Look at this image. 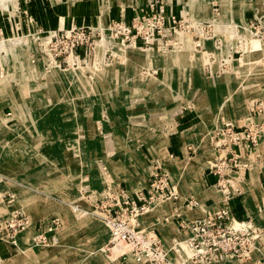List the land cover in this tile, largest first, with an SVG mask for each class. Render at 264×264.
I'll list each match as a JSON object with an SVG mask.
<instances>
[{
  "label": "rangeland",
  "instance_id": "374dc122",
  "mask_svg": "<svg viewBox=\"0 0 264 264\" xmlns=\"http://www.w3.org/2000/svg\"><path fill=\"white\" fill-rule=\"evenodd\" d=\"M127 11L134 13L128 20ZM234 12L237 22L233 21ZM161 13L166 19L174 17L177 20L174 24L177 31H173L168 25L167 32L161 31L166 36L160 37L159 33L155 32L153 43L146 42L143 37L127 36V33L119 28V25L131 26L132 19L138 14L145 16L146 21H149L154 15ZM249 13L251 18L245 23L242 20L245 14ZM255 17L264 18L262 0H0V204H9L16 198L14 192L4 188L7 178L4 177L3 169L6 168L7 163L11 164L12 158L20 156V149L26 146L28 140L39 138L48 141L57 138L61 143L62 154L67 156L70 153L74 156L81 152L80 142L86 135L92 137L97 147L100 143L109 142V152H115L121 143L122 128L133 123L143 125L153 121L159 129L163 125L162 122L170 118L168 121L173 122L174 135H176L194 125L200 126V115L196 109L198 106H204V100L209 98L207 89L213 88L212 86L218 89L217 83L220 82H224L221 88L227 94L234 92L230 90L234 89V86L240 90L237 91V96L226 97V101L248 100L253 103L252 109L247 105V108H250V116L259 114L261 111L256 108L260 104L259 107L262 109V101L256 94H249L255 92L257 85L249 86L251 80L244 77L243 73L219 70L216 73L208 72L207 79L204 76L206 70L204 64L209 53L218 57L223 56L227 60L241 58L243 54L245 56L246 53L254 50L248 49L249 40L258 50L263 48V44L255 40L256 38L250 39L246 29V25ZM219 18L222 25L216 21ZM233 26L243 28L246 36L241 37L247 39L238 43L237 38L240 36L235 37V31L232 32ZM56 32L60 36L68 32L72 35L83 33L85 37L88 36V40L85 42L83 39L81 42L78 39L79 43L71 52L68 49L71 44L69 39L64 40L65 37L51 39ZM205 40L213 42L214 51L203 47ZM156 54H161L166 59L170 56L173 63L169 66L160 63L163 60L156 62L154 60ZM195 54H198L200 61H198L199 65L198 62L192 64V68L198 67L205 81L194 79L195 75L189 77L192 73L187 72L185 65L182 64L186 58H192ZM227 64L223 62V70L226 69ZM239 67L238 64L235 69ZM192 68L190 66V69ZM261 70L260 72H263ZM164 74L172 80V91L167 88L169 92L171 91V99L169 92L163 90L167 87V81L162 80ZM216 74L220 76L217 77ZM186 85L187 89L184 87ZM28 90H32L31 95L27 93ZM42 101H46L48 105H43ZM90 101H92V109L90 112H85V102L90 103ZM53 104L64 107L65 111L60 114L68 119L76 116L79 121L85 115L92 116L91 127L61 128L54 119L59 117V112ZM242 108L246 109L244 106ZM182 114L188 115L189 120L181 121L184 118ZM244 114L243 110L237 113L239 117H243ZM205 115L209 121L208 125L211 126L207 130V136L212 137L217 155L218 150L213 137L219 127L214 128L221 123L218 124V119L212 120V113ZM226 122L233 124L234 121L226 119L223 124ZM45 148L47 149V146ZM7 151L9 162L5 157ZM188 151L190 158L187 160L194 154L193 147ZM11 152H14V155H11ZM167 156L170 159L175 157L171 156V152H168ZM163 159L152 157L149 160L136 162L140 163L141 172L148 176L147 187L130 191L132 198L135 199L139 193L147 198L153 181L152 176L156 172L167 174L172 194L170 198L178 197L177 188L171 181ZM215 159L216 156L212 161L207 162V171L212 175L214 174L211 164ZM67 161L69 163V160ZM67 161L65 165L68 164ZM61 162L64 160L60 161V164ZM94 163L101 171L102 178L111 179L110 173L115 160L108 162L95 160ZM94 191L96 194L101 192L92 189L79 193L87 202L86 207L81 206L84 211L93 209L90 194ZM233 197L228 201L225 200L222 206L226 205L229 208V202ZM165 200V198L157 200L148 210ZM142 201L147 205V202ZM187 203L191 206L197 204L193 197H189ZM68 204L72 212L79 217L89 216L99 219L90 212L74 211V206H79L75 200ZM15 214L19 218L24 216L28 224V217L21 209L0 216V240H12L27 225L16 230L5 228V220ZM52 219L57 218L50 217V222ZM103 225L110 235L109 227L105 223ZM34 236L32 244L36 246L47 248L57 245V243L37 244ZM107 247L110 246L107 244L104 247L105 254L109 252Z\"/></svg>",
  "mask_w": 264,
  "mask_h": 264
},
{
  "label": "crops",
  "instance_id": "0c3cea01",
  "mask_svg": "<svg viewBox=\"0 0 264 264\" xmlns=\"http://www.w3.org/2000/svg\"><path fill=\"white\" fill-rule=\"evenodd\" d=\"M262 5H264V0H262ZM133 15V12L127 11V20ZM232 16L233 21L237 22L235 12ZM250 18L251 13L245 14L242 21L246 23ZM216 21L221 23L220 18ZM233 27L232 32L235 31L236 38L246 36L243 28ZM247 44H249V50L251 48L254 50L246 53L245 56L243 54L241 58L227 60L223 56L218 57L209 53L206 60L204 58L206 68L204 76L206 78L208 72L216 73L219 70L243 73L244 77L251 80H249V86L257 85L255 92L249 94H256L261 99L263 107L259 114L250 116V108L248 109L247 105L252 109L253 103L248 100L226 101V97L237 96V91L240 90L234 86V89H230L234 92L227 94L221 88L224 82H220L217 83L218 89L215 86L207 89L209 98L204 100V106H198L196 109L200 115V126L194 125L176 135H174L173 122L168 121L170 118L165 119L159 129L153 121L143 125L133 123L128 127L123 126V131L120 133L121 143L115 152H109V142L100 143L97 147L92 137L86 135L85 139L80 142L81 152L74 156L70 153L67 156L62 154L61 143L57 138L48 141L39 138L28 140L25 143L26 146L20 149V156L12 158L11 164L7 163L6 168L3 169L4 177L7 178L4 188L14 192L16 198L9 204H0V216L21 209L28 217V224L12 240H0V264H122V262L137 264L131 256L125 259L122 257L121 253L127 247H115L105 254L104 247L108 244L109 232L102 221L94 217L77 216L70 209L68 202L75 200L79 206L86 207L87 202L80 196V192L92 189L100 191L108 186H120L128 192L137 188H146L148 176L141 172L140 163L136 162L149 160L152 157L164 158L171 181L177 188L178 197L166 199L152 209L139 214L135 220L136 229L158 238L166 248L170 247L173 240L181 242L179 254L170 250L169 256L176 264H196L190 261L191 251L183 242L189 232L180 227V222L203 217L214 212L224 202V194L215 186L214 175L207 171L208 160L212 161L216 156L212 137L207 136V130L211 127L205 115L207 113H212V120L218 119V124L221 123L214 129L222 126L223 121L227 119L234 121L233 125L236 127H241L243 123L250 121L261 126L263 130L257 146V157L248 154L244 148L235 149L240 159L249 163V167L243 172L242 192L229 202L230 212L236 219L248 220L261 231V241L258 247L250 251L249 258L226 257L214 260L210 264H264V45L258 50L251 40ZM203 47L214 51L213 42L209 40L203 42ZM156 57L154 60L159 62ZM168 57V60L163 57V62L160 63L170 66L173 62L170 56ZM198 61H200L198 54H195L192 58H186L182 64L187 68H185L187 72L192 73L189 77L195 75L194 79L205 81L207 78H202L201 72L198 71L200 69L194 66V69L192 68V64ZM223 62L228 63L224 70L222 69ZM238 64L240 67L235 69ZM260 69L263 72H260ZM218 75L215 76L219 77ZM162 80L167 81V87L163 90L169 92L167 88H170L172 91L171 78L164 74ZM184 87L187 89V85ZM171 91L169 92L170 99ZM31 92L32 90L27 91L29 95ZM192 101L194 102L193 98ZM42 102L43 105H48L46 101ZM243 106L246 109L242 108ZM54 108L59 112V117L54 119L61 128L66 126L71 129L91 127L92 116L85 115L79 121L76 116L68 119L60 114L65 111L64 107L54 105ZM91 109L92 101L85 102V112H90ZM242 110L245 114L239 117L237 113ZM73 111L75 112V108ZM182 117H184L181 120L183 122L190 118L186 114H182ZM83 120L84 122H81ZM181 121L178 123L180 124ZM190 147H193L194 154L191 159L187 160L190 158L188 151ZM8 151L5 157L9 162ZM168 152L175 157L167 158ZM13 153L11 155H14ZM62 160L64 162L60 164ZM95 160L106 162L115 160L110 173L111 179L103 177L104 180L101 177L103 175L94 163ZM66 161L67 165H65ZM189 197L195 198L197 203L195 206L187 203ZM135 199L138 200L137 197ZM52 216L57 218V225L51 224L50 217ZM38 232L57 236V245L42 248L32 244V237ZM181 257L184 258V262Z\"/></svg>",
  "mask_w": 264,
  "mask_h": 264
},
{
  "label": "built area",
  "instance_id": "2783aa9c",
  "mask_svg": "<svg viewBox=\"0 0 264 264\" xmlns=\"http://www.w3.org/2000/svg\"><path fill=\"white\" fill-rule=\"evenodd\" d=\"M143 15H137L132 19L131 26L119 25L122 32L127 36L143 37L146 42H152L155 39V32L159 36H166L161 31L167 32L168 25L177 31L174 24L177 20L172 17L166 19L161 14L154 15L149 21H146ZM149 24V25H147ZM250 39H255L264 45V18L255 17L246 25ZM169 31H171L169 29ZM73 32V30H72ZM161 33V34H160ZM162 35V36H161ZM65 37V38H63ZM63 38L69 39V51L84 39L88 40L83 33L68 32L64 35L57 32L52 35L53 40ZM238 43L247 39V37H238ZM159 43L161 40L158 41ZM55 43V42H54ZM151 43V44H152ZM67 44V43H66ZM56 55V54H55ZM260 105V104H259ZM256 108L261 111V107ZM254 109V108H253ZM262 128L252 122H247L241 127H236L230 122L220 126L213 137L214 144L218 150L216 159L211 164L212 173L216 176V186L224 194V201L231 197L239 195L242 192L243 172L249 167L248 162L240 159L236 148H244L248 154L254 157L258 156L257 146L262 136ZM153 181L149 187V195L145 198L140 194L138 200L131 197L129 192L120 187L114 186L101 190L100 193L91 192L90 201L92 202L91 211H84L81 206L75 205L74 211L82 213L90 212L95 214L110 229L109 241L107 247L109 250L116 246L127 247L121 253L122 257L131 256L138 262L148 264H176L169 256L170 250L179 254L181 251V242L173 240L170 247L166 248L157 238L136 229V217L144 211H147L157 200L167 199L172 196L167 174H153ZM89 197V196H88ZM144 200L147 205L143 203ZM82 210V211H81ZM27 224V219L21 218L15 214L12 218L5 220V228L16 230ZM52 225H57L58 220L52 219ZM181 227L186 229L189 234L183 241L190 249V261L196 264H210L214 260L233 257L237 259L249 258L250 251L258 247L261 241V231L255 228L250 222L236 219L230 209L223 205L213 214H208L202 218L182 222ZM37 244L49 245L57 243L54 235H47L45 232H38L34 236ZM184 258L181 257V260ZM124 264V262H122Z\"/></svg>",
  "mask_w": 264,
  "mask_h": 264
},
{
  "label": "bare ground",
  "instance_id": "6f19581e",
  "mask_svg": "<svg viewBox=\"0 0 264 264\" xmlns=\"http://www.w3.org/2000/svg\"><path fill=\"white\" fill-rule=\"evenodd\" d=\"M138 53V52H137ZM146 56V55H145ZM158 58H156L158 61H161V60H163V56L161 55V54H159V55H156ZM137 58V57H136ZM168 59V58H167ZM166 60V59H165ZM116 247H118V246H116Z\"/></svg>",
  "mask_w": 264,
  "mask_h": 264
}]
</instances>
